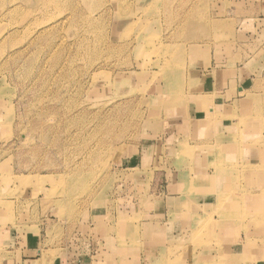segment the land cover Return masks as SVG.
<instances>
[{
    "label": "rangeland",
    "instance_id": "1",
    "mask_svg": "<svg viewBox=\"0 0 264 264\" xmlns=\"http://www.w3.org/2000/svg\"><path fill=\"white\" fill-rule=\"evenodd\" d=\"M262 7L264 0H0L1 240L8 231L11 245L18 233H36L45 246L65 236L131 252L155 245L176 179L197 173L195 158L216 175L231 152L225 203L237 200L247 212L225 218L221 195L206 197L212 205L202 215L178 219L196 229H171L183 240L161 244L160 253L169 264H185L198 249L220 253L217 225L236 223L248 249L242 264H254L250 252L264 247V197L251 203L250 193H261L264 166L246 162L251 148L264 151ZM250 205L257 211L249 214ZM42 223L51 227L48 242ZM8 244L0 264H21Z\"/></svg>",
    "mask_w": 264,
    "mask_h": 264
},
{
    "label": "crops",
    "instance_id": "2",
    "mask_svg": "<svg viewBox=\"0 0 264 264\" xmlns=\"http://www.w3.org/2000/svg\"><path fill=\"white\" fill-rule=\"evenodd\" d=\"M261 2V1H260ZM262 10L264 7L261 8ZM227 82V80L225 81ZM210 84V83H209ZM218 88L222 87L225 85L223 81L218 82ZM208 86L207 81L204 83V87ZM216 86V83L215 85ZM217 88V86H216ZM218 90V89H217ZM221 90V88L219 89ZM243 100H241L242 102ZM240 102V103H241ZM227 104L226 102L224 104L218 105V108L220 107H226ZM219 108V109H220ZM221 108V109H222ZM210 109V108H209ZM215 109V108H213ZM217 110V109H215ZM210 112V110H209ZM206 114V113H204ZM215 115V114H214ZM206 118H204L201 121H206L207 119V114L203 115ZM213 117V116H212ZM210 118L207 120V124L211 123L209 121ZM204 124L203 122H201ZM205 124V125H207ZM222 146L226 149L228 147V143L224 142L222 143ZM225 154V152H224ZM229 156L226 158H222L224 162H221L218 164V172L215 175L214 172L209 173L207 169L202 165L201 167V162L198 161L199 159L194 160V166L196 163H198V168L195 167L196 169V174L192 175L190 174L189 177L185 180H181L180 176L176 179V181L172 184L173 188H175V192L173 191L172 193H168L166 197L168 198V202L170 206H167V208L164 211L159 212V225H160V232L161 234H164L163 241L160 243H156L155 245H148L143 247V249H134L132 252L127 249L124 251L121 249L113 250V249H104V246L108 245L107 242H102L101 240V246L98 244V239L95 236H92V238H87L83 240H75V241H69L70 237L65 236L62 241H56L51 243L47 246L43 245V241L40 236H38L36 233L35 234H27L24 236H21L19 233L15 234L16 239L14 242V245H11L9 242L11 240V233L6 231L2 237L3 241L0 238V245L1 244H8L10 247L7 248V253H12L15 256L20 253V258L21 262L23 264L28 263V264H95L94 258H97L100 256V261L98 260L99 264H169L170 261L168 258H164L163 255L160 253V246L161 244H167V245H172L176 244L179 240H183V238H179L178 231L176 234H174V231H170L171 229H181L183 232L182 233H191L193 229H196V226H194V223H187L183 224V222H178V219H180L183 214L187 215L188 219L194 218L196 215H202L203 210L202 208H209L211 207L212 204H209L207 202H202L205 200L204 198L206 197H212L215 198L217 195L220 197L223 193H225V186L224 182L226 181L225 177L229 176V174H233V171L228 169L227 166V161L231 160V152H228ZM226 155V154H225ZM224 155V156H225ZM250 159L248 162L249 165L256 166L260 165L264 166V151L261 149V151H257L254 148L250 149ZM252 156L255 157V160L252 159ZM213 158L211 159V164L213 163ZM235 160V157H234ZM208 161V160H207ZM208 164V163H207ZM210 164V165H211ZM130 165H137V167L140 168L141 162L137 163H132ZM192 165V163L190 164ZM192 177L194 178V181H192ZM193 183V185H192ZM191 188L194 189L193 194L186 195V191H190ZM262 191L260 194L258 192L254 194L253 191L250 193V202L253 203L254 201L258 202V197L260 198L264 197V186L262 187ZM205 192V193H204ZM192 196V198L190 197ZM158 199H162L163 197H157ZM221 198V197H220ZM217 199V204L219 203V199ZM257 198V200H255ZM242 199V198H241ZM221 200V199H220ZM237 202V200H236ZM235 202V203H236ZM238 202H243V201H238ZM235 203H233V208H227L225 209V218L229 219H234L236 214H244L246 213L243 212L239 206H235ZM193 207L190 210V206ZM254 211H257L252 205H250V209L248 211L249 214H252ZM190 214V215H189ZM161 215V216H160ZM168 217L170 219L165 218ZM171 218H174V222L171 224L169 223ZM164 220V221H163ZM174 223H176V227H174ZM182 224V225H180ZM180 226V227H177ZM239 226V227H238ZM217 238L216 242L219 245H222L223 248L221 249L220 253H210L209 250L205 252L202 249H198L197 253H193L192 250V257L189 259H186L185 264H242V255L245 254V256H248V249L244 247L245 241V235L243 236L242 232L240 234L238 233V230L242 229V226L237 225L236 223H233L232 225H227L226 222H220L217 225ZM254 226L251 223L249 226V229H252ZM42 229L45 232V234L42 236L43 240H46V242L50 241L51 238L50 236H47L48 234V229L51 230V227H48L46 223H42ZM233 229V234H235V238H231V230ZM49 230V231H50ZM65 232L67 230L64 229ZM105 231L107 232L108 235V227H106ZM229 232V234H227ZM178 235V236H177ZM1 236V234H0ZM110 236V235H108ZM106 239H111L114 242V239L116 240L115 236L108 237ZM177 236V237H176ZM250 236H254L255 234L252 233V230L250 232ZM46 237V238H45ZM171 237V238H170ZM243 241V243H239V238ZM257 237V235H256ZM162 238V237H161ZM170 238V239H169ZM253 238V237H252ZM6 239V240H5ZM9 242H8V240ZM13 239H15L13 237ZM105 239V240H106ZM54 240V238L52 239ZM100 240V239H99ZM164 240H166L169 243H165ZM188 239L186 238V244L189 243L187 241ZM175 241V242H174ZM174 242V243H173ZM110 244V243H109ZM86 245H93L91 250V253L94 255L90 256V250L89 253H87L86 250H83V247ZM164 245V246H167ZM230 246V248L226 249V246ZM118 247V245L116 244ZM152 246V247H151ZM157 247V248H154ZM107 250V251H106ZM191 252V251H190ZM101 253V254H100ZM252 255V258L254 259V264H264V247L257 246L253 249V251L250 252ZM167 257V255H165ZM20 262V263H21ZM21 263V264H22ZM97 264V263H96Z\"/></svg>",
    "mask_w": 264,
    "mask_h": 264
},
{
    "label": "bare ground",
    "instance_id": "3",
    "mask_svg": "<svg viewBox=\"0 0 264 264\" xmlns=\"http://www.w3.org/2000/svg\"><path fill=\"white\" fill-rule=\"evenodd\" d=\"M225 196V194L223 193V195H221V199H223V201H222V203H221V201H220V203H221V205L223 206L222 208H223V211L225 212V209H227V208H230V209H232L233 208V203L234 202H232L231 204H230V201L228 200V203H225V200H227V199H225L226 197H224ZM219 206H220V204H219ZM221 208V207H220ZM220 210V209H219ZM218 211V210H217ZM218 213L220 214V212L218 211Z\"/></svg>",
    "mask_w": 264,
    "mask_h": 264
}]
</instances>
